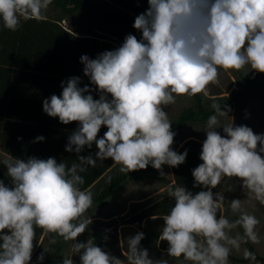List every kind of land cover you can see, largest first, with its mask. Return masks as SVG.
Segmentation results:
<instances>
[{
  "label": "clouds",
  "instance_id": "clouds-1",
  "mask_svg": "<svg viewBox=\"0 0 264 264\" xmlns=\"http://www.w3.org/2000/svg\"><path fill=\"white\" fill-rule=\"evenodd\" d=\"M50 3L0 0V25L16 31L21 19L42 18ZM132 26L139 39L128 34L113 50L95 58L81 55L89 84L80 87L81 78L70 77L61 81L59 96L42 101L49 117L65 125L78 122L65 151L76 153L80 163L68 166L53 157L11 155L0 162L9 178L7 184L0 180V264H30L37 227L72 241L71 255L60 264H77L73 256H78V264H124L91 240L76 239L91 223L83 215L93 202L92 192L80 188L84 178L79 173L86 165L95 167L97 161L111 158L121 173L150 165L164 176L163 165L176 167L187 156V149L177 153L170 147L176 133L165 107L180 95H206L221 69L264 73V0H147ZM213 108L216 114L200 129L206 137L201 163L191 170L192 187L202 190L177 185L167 189L173 204L162 217L157 237L158 243H167V258H151L140 244L144 233L137 232L126 238L127 264H170L169 258L181 257L190 264H229L234 249L258 242L259 221L242 210L244 201H228L237 218L218 216L226 199L213 189L237 178L241 190L264 205V133L235 126L233 118L221 124L218 117L229 116L230 109L224 106L222 111L218 104ZM102 126L106 131L98 138ZM93 144L94 155H79ZM238 228L242 233L233 235ZM46 252L49 249L37 255L36 264H43ZM245 255L252 257L250 252Z\"/></svg>",
  "mask_w": 264,
  "mask_h": 264
},
{
  "label": "trees",
  "instance_id": "trees-1",
  "mask_svg": "<svg viewBox=\"0 0 264 264\" xmlns=\"http://www.w3.org/2000/svg\"><path fill=\"white\" fill-rule=\"evenodd\" d=\"M50 4L60 9L65 16L89 11L99 18L109 20L118 28V31L112 35L120 43L128 34H133L139 39L140 33L132 25L134 18L147 8V0H51ZM88 36H76L74 32L64 28L59 20L45 18L21 19L20 27L16 31H9L0 25V151L2 153L20 159L53 157L58 163L64 162L68 166L74 162L80 163L76 153L65 151L67 138L76 129L78 122L73 121L65 125L60 123L58 118L49 117L42 111V101L53 94L59 96L62 91L61 81H66L70 77L79 76L80 87L89 84L88 78L83 75L81 55L86 54L89 58H95L103 51L120 46V43L107 36L97 34H88ZM261 74L264 73H254L250 78H245L246 88L253 89L255 78ZM231 87L232 83L229 81L224 89L213 90L207 86L206 96L199 94L191 96L194 109L183 110L172 131L176 133L187 122H204L210 115L216 114L214 109L204 107V100L219 101L223 110L224 106L228 107L231 102L243 96V91H239L232 94L230 100L220 97ZM92 95L94 99L98 98L95 92ZM105 131L106 128L102 126L98 138L103 136ZM37 136H43L45 139L36 141ZM201 146V142L187 139L175 149L177 153L187 149V156L182 164L170 167L172 185L184 186L193 192L202 190L200 187H192L191 175V170L201 163L199 159ZM95 151L93 144L92 149L85 148L79 155L89 153L94 155ZM115 164L111 158H107L103 162L97 161L95 167L86 165L85 170L79 173L84 178L80 188L89 191ZM154 171L155 169L149 165L145 169L116 175L97 195L93 196L92 205L87 211L113 197L126 180L140 182ZM5 173L0 168V180L7 184L9 178ZM172 204L173 200L168 194L142 209L137 210L132 206L124 224L140 228L147 219L163 217ZM219 215L221 209L218 210ZM238 215L239 213H232V219L237 218ZM237 230L242 233V229ZM87 231L88 227L79 241L87 240L84 236ZM43 233L42 229L36 228L32 255ZM151 241V237L148 236L140 244L145 248ZM155 241L159 250L166 252L167 243ZM246 249L247 252L252 253V257L244 256L233 260L244 263L257 259V254L249 241L246 242ZM73 260L78 264V256H73ZM48 264L53 262L50 261Z\"/></svg>",
  "mask_w": 264,
  "mask_h": 264
},
{
  "label": "rangeland",
  "instance_id": "rangeland-1",
  "mask_svg": "<svg viewBox=\"0 0 264 264\" xmlns=\"http://www.w3.org/2000/svg\"><path fill=\"white\" fill-rule=\"evenodd\" d=\"M42 18L59 20L64 28L74 32L76 36L89 37L88 34H97L107 36L115 42L120 43L112 35L118 31L117 26L109 20L99 18L89 11L65 16L60 9L49 4L48 8L43 12ZM245 72L246 69H221L217 81L210 83L208 86L213 90L224 89L230 81L232 87L227 93L220 96L226 100H230L232 94L243 91V96L231 102L228 106L230 109L228 112L229 116L218 117L221 124L230 123L231 118H233L235 126L245 125L250 127L255 134L264 133V74L258 75L255 78V86L250 90L246 88L245 78H250L254 72L249 71L246 74ZM198 94L206 96L204 93ZM213 104L219 105L220 102L216 100H204V107L206 109H214ZM188 108L194 109V103L192 97L186 94L177 96L174 103L165 107L168 118L171 121V130L179 114ZM205 124L206 121L187 122L183 124L176 131L174 142L170 147L175 150L182 141L187 139H194L202 143L206 137L205 132L200 129ZM216 131L224 135L222 128H218ZM8 158L7 155L0 151V162ZM0 168L6 172L4 165L0 164ZM162 169L165 173L164 176H161L159 170L155 169L152 174L140 182L126 180L121 189L113 197L107 199L101 205L86 211L83 218L90 217L91 223L88 225V231L84 235L85 238L108 251L111 255L124 261V264H127L126 238L137 232H143L144 239L141 241L145 240L148 236L152 240L145 247L148 250L149 256L153 259H159L162 256L167 258L166 252L160 251L155 241L164 223L162 217L147 219L142 223L140 228L124 224L132 206L139 210L168 195V186L173 184L172 174L168 165H163ZM119 174H121L119 165L115 164L89 191L92 192L93 196L97 195L112 178ZM234 181H237V178L222 182L217 188L213 189V192L222 193L225 196L226 200L221 207V215H226L232 220V213L230 208H228V201L233 198H239L244 201L242 210L254 215L258 219L259 223L256 226L258 242L253 243L249 241L257 254V259L244 263L233 260V258L246 256V243H242L238 250L234 249L231 252L229 264H264V205L244 193L238 181L235 185H232ZM230 185L233 187L231 191L228 190ZM236 232H238L237 229L233 230L232 234L235 235ZM82 237V234H80L76 238L77 241ZM71 244L72 241H64L62 237L44 232L42 239L31 256L30 264H36V257L43 249H49V252L45 253L43 264H48L50 261L53 264H60L62 257L71 255ZM169 261L170 264H190L189 261L184 260L182 257L169 258Z\"/></svg>",
  "mask_w": 264,
  "mask_h": 264
}]
</instances>
